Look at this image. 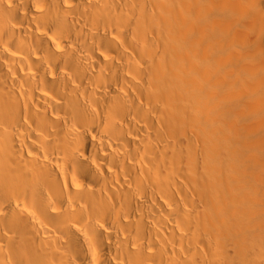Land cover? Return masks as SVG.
Masks as SVG:
<instances>
[{"label":"bare ground","instance_id":"bare-ground-1","mask_svg":"<svg viewBox=\"0 0 264 264\" xmlns=\"http://www.w3.org/2000/svg\"><path fill=\"white\" fill-rule=\"evenodd\" d=\"M0 264H264V0H0Z\"/></svg>","mask_w":264,"mask_h":264}]
</instances>
